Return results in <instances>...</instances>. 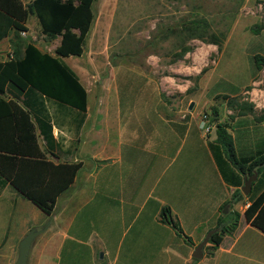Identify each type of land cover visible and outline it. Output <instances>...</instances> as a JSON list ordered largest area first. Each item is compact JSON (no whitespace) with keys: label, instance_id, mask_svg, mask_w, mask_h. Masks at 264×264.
<instances>
[{"label":"crops","instance_id":"crops-1","mask_svg":"<svg viewBox=\"0 0 264 264\" xmlns=\"http://www.w3.org/2000/svg\"><path fill=\"white\" fill-rule=\"evenodd\" d=\"M251 3L253 0L234 1L239 11ZM136 33L134 35L142 42L174 41L171 32L157 36ZM12 49L11 35L1 39L0 61L6 60ZM196 49L203 60L217 54L216 47L210 44ZM193 53H185L182 59L192 57ZM147 56L158 58L153 53ZM189 59L191 63L182 65L169 63L166 72L153 66L140 69L138 74L147 87V90L142 89L143 94L152 98L149 101L128 97V84L115 83V78L108 85L107 97L102 87L97 97L89 100L88 91L74 72L86 92L81 125L73 111L46 102L52 136L58 148L48 153L38 137L42 152L54 164L80 162L81 167L71 185L56 198L49 216L9 184L3 187L0 191V264H14L18 242L30 229H40L46 221L49 226L34 238L26 264H101L99 260L104 257L106 261L102 264H193L192 261L194 264L202 261L205 264H241L243 261L264 264V234L242 218L253 194L260 192L254 191L258 178L264 187V166L259 167L258 173L254 170L256 178L250 184L251 196L248 198V194L244 196L239 190L241 198L231 200L236 189L221 181L206 143L199 146V154L196 148L188 146L183 161L176 162L181 139L198 120L194 114L197 99L188 80V76L195 74V61L193 57ZM263 71H254L239 93L213 96L207 107H215L217 96H242L241 101L252 105L251 115L236 113L232 116L233 110L223 101L225 119L218 116L215 107L214 124H228L233 147L231 128L239 121L248 119L246 123L254 127L249 126L262 130L254 148L237 150L234 147L237 157H248L258 151L264 153ZM177 76H185V79L178 83ZM171 93H177V97ZM190 103L193 104L191 111L187 109ZM149 115L154 123H150ZM149 156L153 161L148 168L143 163ZM170 158L176 164L166 166ZM191 162L198 165L190 166ZM148 170L153 173V183L148 181ZM223 207L226 208V213L222 214L225 222H234V213L237 214L232 232L222 236L213 249L211 244H205L201 258H191L194 247L207 232L215 229ZM162 208L169 210L171 220L177 222L183 236L188 237L193 246L160 222ZM256 247H262L263 251L253 252Z\"/></svg>","mask_w":264,"mask_h":264},{"label":"trees","instance_id":"trees-1","mask_svg":"<svg viewBox=\"0 0 264 264\" xmlns=\"http://www.w3.org/2000/svg\"><path fill=\"white\" fill-rule=\"evenodd\" d=\"M94 1L27 0L24 3L21 0H0V40L11 35L13 47L10 56L0 61V191L9 184L45 216L51 214L56 198L71 185L81 163H52L42 152L38 137L48 153L58 148L52 136L46 102L76 113L79 125L84 120L86 92L63 59L83 54L93 21ZM29 15L37 20L42 35L59 39L53 54L42 52L33 43L20 38L21 33L27 32ZM178 28L175 33L182 38L176 60L191 51L185 46L187 40L196 39L214 45L219 53L226 37V33L207 34L206 22L196 15L180 20ZM250 30L257 35L264 30V21ZM252 61L254 71L264 69V57L253 55ZM205 71L201 69L194 80ZM215 99L225 101L226 107L237 110L238 115L253 113L251 104L238 102L236 97L217 96ZM210 111V119L214 122L217 111L213 107ZM227 129L225 122L215 123L214 139L206 142V146L221 181L236 189L231 196V200H236L241 198L242 177L250 176L254 170L258 173L259 167L264 166V153L258 151L248 157H237ZM254 191L260 192L253 194L242 218L264 234V187L260 178L254 183ZM251 194L249 192L247 197ZM234 216V222H225V216L220 215L216 219L214 228L217 231L206 243L211 244L212 249L222 236L232 232L237 214ZM160 222L168 225L187 245L193 246L191 240L183 236L177 222L171 220L167 208H162Z\"/></svg>","mask_w":264,"mask_h":264},{"label":"rangeland","instance_id":"rangeland-1","mask_svg":"<svg viewBox=\"0 0 264 264\" xmlns=\"http://www.w3.org/2000/svg\"><path fill=\"white\" fill-rule=\"evenodd\" d=\"M21 1L27 3V0ZM234 1L95 0L92 5L93 21L84 42L83 54L79 57L65 58L63 61L73 72H76L81 83L88 91L87 97L89 100L96 98L99 88L102 87L103 92L106 94L105 97H107L108 85L115 78V83L128 84L126 90L128 97L134 99L146 98L149 101L152 98L143 94L147 87L141 80L142 75L138 74L140 69L153 66L166 72L169 63L176 62V64L181 65L186 62L191 63L189 58L193 57L195 74L188 76V80L190 81V90L197 99L194 114L199 119L204 112L210 114V108L207 107L212 103L213 96L218 94L233 95L239 93L241 87L246 85L250 75L254 72L253 55L264 57V30L257 35H253L250 30L254 25L264 21V0H253V4L251 3L240 11L234 5ZM195 15L206 22L207 34L226 33L221 51L219 54L210 55L206 60H203L196 48L206 44L194 39L185 42V46L191 48L189 52H194L190 55L192 57L176 60L175 55L179 51V41L182 38L179 37L178 33H175L179 29L178 22L183 19L194 18ZM142 27H145L146 30H142ZM26 28L27 32L20 34V38L24 42H31L40 51L53 54V50L58 44V38L48 39L42 35L33 15L28 16ZM169 32L172 33L174 41L167 43L142 42L139 40V36L134 35L135 33H148L150 36H157ZM150 53L157 55L158 58L148 57L147 55ZM178 60L180 61L177 62ZM203 68L206 71L195 81L194 77ZM128 69L130 70L128 71ZM262 74L261 79L264 80V71ZM175 79L176 82L180 83L181 80L185 79V76H177ZM171 94L174 98L177 97V93ZM241 98L242 96L236 97L238 102H246L241 101ZM214 101L218 116L225 119L223 100L214 98ZM183 107H185V104H183ZM149 108L147 106V109ZM236 113L238 111L234 110L232 116H235ZM149 116L150 123H154L151 115ZM247 120H241L231 128L234 147L237 150L254 148L256 139L262 132L259 127L252 128L254 126L246 123ZM214 122L210 119L213 127ZM213 138V129L205 135L199 129L198 120L195 121L193 127H189L186 137L181 139V151L176 158V162L183 161L188 146L196 148L197 154H199V146L213 140ZM146 161L143 164L149 168V162L153 161L152 156H149ZM174 164L176 163L171 158L166 162V166ZM144 165L142 168H144ZM189 165L195 167L198 164L191 162ZM148 174V181L151 183L153 173L148 170ZM253 249V252L257 253L263 251L262 247ZM100 254L98 252L97 258L100 257ZM105 261L106 257L99 260V263L102 264ZM192 263L194 264V261ZM240 263L263 264L245 261ZM199 264H205V261Z\"/></svg>","mask_w":264,"mask_h":264},{"label":"water","instance_id":"water-1","mask_svg":"<svg viewBox=\"0 0 264 264\" xmlns=\"http://www.w3.org/2000/svg\"><path fill=\"white\" fill-rule=\"evenodd\" d=\"M192 106H193V104L190 103L188 105L187 109L190 111L192 109ZM255 178H256V173L254 171H252V174L250 176L243 179L242 185L239 188L242 195L246 196L249 193L250 184H251V182H253L255 180ZM221 213L222 214L226 213L225 207L222 208ZM48 226H49V221H46L45 224L40 229H34V228L30 229L27 232V234L18 242L17 256H16V260H15L14 264H26L27 255L29 253V250H30V247H31V244H32L34 238L37 235H39L40 233H42L43 231H45ZM215 232H216L215 229L207 232V234L204 236L202 241L194 247V252H193V254H191V258H193V259L201 258L202 247L207 243L209 237Z\"/></svg>","mask_w":264,"mask_h":264},{"label":"built area","instance_id":"built-area-1","mask_svg":"<svg viewBox=\"0 0 264 264\" xmlns=\"http://www.w3.org/2000/svg\"><path fill=\"white\" fill-rule=\"evenodd\" d=\"M198 122H199V129H201L205 135L208 134L213 129V126L210 123V115L206 112L201 114V116L198 119Z\"/></svg>","mask_w":264,"mask_h":264}]
</instances>
